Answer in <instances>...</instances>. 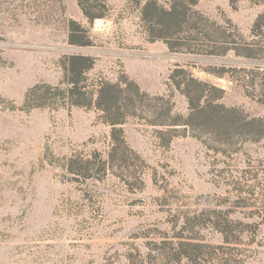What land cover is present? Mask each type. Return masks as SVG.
<instances>
[{"label":"rangeland","instance_id":"obj_1","mask_svg":"<svg viewBox=\"0 0 264 264\" xmlns=\"http://www.w3.org/2000/svg\"><path fill=\"white\" fill-rule=\"evenodd\" d=\"M146 1L107 0V16L90 23L76 0H0V264H264V137L222 154L189 132L168 142L162 128L129 119L121 129L139 160L118 154L103 175L84 164L100 165L112 147L95 109L24 105L35 87L64 89L63 58L80 54L94 59L88 89L126 78L185 116L184 98L169 87L178 65L223 89L224 106L264 121V0H197L204 28L187 43L224 42L219 56L151 41L139 14ZM71 34L89 46L70 45ZM193 215L228 223L230 243L197 227L184 235L204 245L194 249L200 259L171 260Z\"/></svg>","mask_w":264,"mask_h":264},{"label":"trees","instance_id":"obj_2","mask_svg":"<svg viewBox=\"0 0 264 264\" xmlns=\"http://www.w3.org/2000/svg\"><path fill=\"white\" fill-rule=\"evenodd\" d=\"M76 2L82 15L90 23L107 16V0H76ZM196 3L197 0H147L140 8L139 14L150 40L163 42L170 52L205 56L222 55L225 51L224 42L221 43L222 47L206 45L198 48L187 43L186 38L195 27L200 30L204 28L201 15L192 10ZM261 19L255 23L254 28L261 29L259 26ZM68 43L89 46L88 42L81 43L73 39L72 34ZM250 56L252 54L244 57L250 58ZM63 61L64 82L62 84L65 88L35 87L27 93L24 105L29 110L58 106L63 102L72 107L93 108L100 114L102 121L111 127L112 147L107 154V159L100 160V165L99 163L95 165L89 160L85 161L84 164L89 172L98 171L105 175L113 167L112 162L117 160L118 154L123 156L125 152H129L136 160H139V157L128 149L121 129V126L129 119L143 120L148 126L162 128L164 131H157V134L168 137V142L177 133L189 132L214 152L218 150L214 146H219L221 148L219 152L222 154L231 152L236 142H256L264 137L263 119L250 118L235 107L224 106L220 103L225 94L223 89L194 78L178 65L169 76V87L184 98L187 105L185 116L173 114L170 98L150 97L142 92L137 84L126 78L119 79L116 83L100 82L96 88L88 89L84 84L83 75L92 69L94 59L73 54L64 57ZM49 100L50 103H46ZM203 137L206 142L202 140ZM67 171L75 175L79 174L72 169ZM200 219L201 215H193L183 221L175 238L188 241L178 243L179 249L171 255V260L179 261L184 258L196 262L200 259V254H195L194 249L198 250L204 245L199 242L190 243L196 240V237L184 235L197 227L210 226L221 236L222 243H230L233 231L228 223L213 222L209 219L205 222ZM189 248L193 250L194 255L188 253ZM158 252L161 260L168 259L165 251Z\"/></svg>","mask_w":264,"mask_h":264}]
</instances>
